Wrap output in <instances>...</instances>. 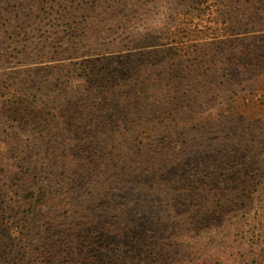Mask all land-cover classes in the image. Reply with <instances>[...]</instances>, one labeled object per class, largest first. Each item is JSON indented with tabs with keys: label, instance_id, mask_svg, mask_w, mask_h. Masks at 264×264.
I'll list each match as a JSON object with an SVG mask.
<instances>
[{
	"label": "trees",
	"instance_id": "obj_1",
	"mask_svg": "<svg viewBox=\"0 0 264 264\" xmlns=\"http://www.w3.org/2000/svg\"><path fill=\"white\" fill-rule=\"evenodd\" d=\"M103 1L109 6V0ZM209 1L222 10L226 25H215L219 22L216 14L209 19L212 26L197 29L200 22L207 20H203L200 6L209 9ZM12 2L16 11L11 9ZM125 2L120 3L123 6ZM138 2L129 3L136 8ZM179 3L181 9L174 19L178 21L174 23L176 29L161 33L160 40L164 42L160 45L164 47L152 59L163 61L165 66L185 57L195 46L186 33L189 26L200 32L201 38L215 37L218 45L233 41V51L227 49L220 54L224 68L217 79L222 80L218 92L221 84H226L221 91L230 93L226 99H219L225 108L205 109L209 100H215L221 92L210 96L195 93L197 80H193L192 91L174 89L180 93L172 98L175 106L168 112V117L172 116L169 120L158 118L157 125L139 126V112L129 111L123 123L130 127L116 129L117 134L107 126L111 122L101 121L102 129L115 135L116 143L128 139V144L120 143L124 153L135 150L133 155L115 163L112 149L116 150V145L101 143L94 136L91 140L84 137L92 135L97 127V114L105 115L115 108L111 97L104 99L107 103L93 96L78 102L72 99L74 104L67 99L58 100L53 110L65 112L72 123L77 122L76 107L88 111L85 125L74 126L80 127L73 141L66 133L51 132L44 136L45 146L27 147L16 154L15 139L0 138V264H170L167 260L172 256V225L187 229L209 227L227 204L237 199L228 192L224 195L229 200L217 198V193L209 194L211 200H207L195 190L204 192L209 184L231 188L234 178L229 170L244 165L239 158L248 140L241 136L239 128L247 131L252 127L254 147H264V0ZM0 4H8L0 5L1 33H7L6 29L12 26L28 32L43 23V18L35 21V16L23 14L33 8L35 0H0ZM64 14L55 20L67 19ZM125 16L123 13L120 17ZM18 20H23L22 25ZM218 30L222 32L219 38ZM209 31L212 35L206 37ZM241 38L243 42H239ZM204 42L211 44L213 40ZM201 45L196 48L197 55ZM115 73H96L95 81H108ZM44 80L38 75L28 76L25 85H43ZM169 82L174 85L172 80ZM12 98L10 104L15 103ZM32 106L22 102L20 109L37 110ZM145 110L144 115L152 114ZM123 112L124 109V116ZM174 121L181 122L179 132L170 130ZM63 137L68 142L62 141ZM246 159L255 161L257 153ZM59 160L63 164L61 173ZM239 161L243 164L237 165ZM184 244L178 253L177 260H181L175 264H220V257L211 248L197 252L193 243ZM248 249L234 257L248 264H264L261 256L250 261L253 254Z\"/></svg>",
	"mask_w": 264,
	"mask_h": 264
},
{
	"label": "rangeland",
	"instance_id": "obj_2",
	"mask_svg": "<svg viewBox=\"0 0 264 264\" xmlns=\"http://www.w3.org/2000/svg\"><path fill=\"white\" fill-rule=\"evenodd\" d=\"M35 1L33 8L23 14L35 16V21L43 18L42 24L33 26L28 32L15 26L8 27L7 33L0 32V138L15 139L16 154H20L27 147L45 146L47 141L43 140L44 136L51 132L57 135L66 133L65 136L67 135L70 141L77 136L80 126L76 129L74 126L76 123L85 125L83 123L88 111L84 112V108L79 110L76 107L77 122L72 123L65 112L53 110L60 98L67 99L72 104L90 96L97 97L103 103H107V100H104L107 97L112 98L115 108L105 115L97 114V127L92 135L84 137L91 140L94 136L101 143L116 145V150L112 149L114 163L130 153L133 155L135 150H127L124 153L125 149H120V146L128 144V139L119 141L121 145L116 143L115 135H111L107 128L102 129L104 121L111 122L107 126L116 131L123 130L124 126L130 127L123 123V117H126L129 111L139 112V126L157 125L160 122L158 118L169 120L172 116L168 117V112L175 106V100L172 98L180 93L174 89L190 88L189 91H192L193 80H197L195 93L210 96L221 92L215 100H209L210 105L205 106V109L225 108L219 99H226L230 93L221 91L222 87L225 89L226 84H221L218 92L217 87L222 80L217 79L224 68V64L220 62V54H225L227 49L233 51V41L218 45L214 43L215 37L201 38V33L189 26L186 33L195 46L190 48L185 57L171 60L165 66L163 61L152 59V55H157V50L164 47L160 45L164 42L160 40L161 33L173 32L176 29L174 23L177 24L178 21L175 22L174 19L176 20V11L181 9L179 0H138L136 8L133 7L135 0H109V6L103 0ZM122 1H126L123 6L120 3ZM130 1L133 2V8ZM14 4L12 2L11 9L16 11ZM212 4L207 2L209 9L204 5L200 6L203 20H207L200 22L197 29L212 26L213 22L209 19L216 14L219 22L215 25H226L222 10H217ZM0 5L6 7L8 4ZM63 13L67 19L56 21L55 19ZM123 13L126 16L121 18ZM18 21L17 23L22 25L23 20ZM210 32L205 36H211ZM217 33L218 38L221 37L222 32L218 30ZM242 35L239 34L238 37L243 38ZM242 38L239 42H243ZM205 40H213V43L203 44L206 43ZM199 44L202 45L197 55L196 48ZM208 54L209 57L206 56ZM113 70L116 71L114 78L95 81L96 73ZM35 75L45 79L44 84L30 87L25 85V79ZM200 75H204V78ZM169 80H172L174 85ZM11 96L14 104L9 102ZM169 101L171 104L166 105ZM22 102L33 105L32 109L36 107L37 110L23 111L20 109ZM144 107L152 114L144 115L147 113ZM180 125V121H174L170 130L179 132L177 127ZM182 125L185 126V122ZM238 130L241 136L248 137V140H245L246 146L242 147L244 152L239 158L244 165L240 169L229 170L228 174L234 178V183L230 184L231 188L227 190L220 185L209 184L204 187V192L201 189L195 190L199 191L201 198L205 197L207 200H211L209 194L213 193L218 194L217 198L229 200V197L224 195L228 192L231 193L228 194L231 198L233 196L237 199L227 204L221 216H217L209 227L187 229L172 225L169 252L172 256L167 260L170 264L180 262L181 259L177 260L178 253L182 252L181 249H184V243L187 242L193 243V250L198 249L197 252L202 248H211V252L220 257V264H248L246 260L243 262L242 259L237 260V257H234L246 247L249 248L250 255L253 254L250 261L253 257H264V147L260 148V144L254 147L252 127L247 131L242 127ZM62 141L68 142L64 137ZM253 153H257L255 161L246 159ZM75 156L78 154H71V157ZM241 163L239 161L237 165ZM58 165V172L61 173V160ZM231 251L233 252L229 253ZM200 257L204 259L203 256ZM249 264H253V261Z\"/></svg>",
	"mask_w": 264,
	"mask_h": 264
}]
</instances>
